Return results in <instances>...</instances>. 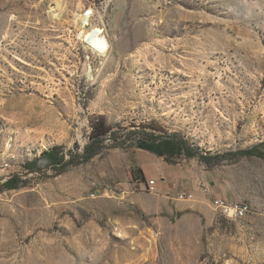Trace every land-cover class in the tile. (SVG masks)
I'll return each mask as SVG.
<instances>
[{
  "label": "rangeland",
  "instance_id": "rangeland-1",
  "mask_svg": "<svg viewBox=\"0 0 264 264\" xmlns=\"http://www.w3.org/2000/svg\"><path fill=\"white\" fill-rule=\"evenodd\" d=\"M56 1L0 0V264H264L263 159L208 167L115 147L59 175L24 167L54 145L75 157L99 116L212 152L264 141V0ZM90 5L110 42L91 68L72 25ZM13 175L22 185L3 188ZM218 197L255 213L231 219Z\"/></svg>",
  "mask_w": 264,
  "mask_h": 264
},
{
  "label": "trees",
  "instance_id": "trees-1",
  "mask_svg": "<svg viewBox=\"0 0 264 264\" xmlns=\"http://www.w3.org/2000/svg\"><path fill=\"white\" fill-rule=\"evenodd\" d=\"M115 147H135L139 154L149 152L164 157L170 163H176L180 159L197 158L208 167L226 161L236 162L243 157H257L264 160V141L237 150L212 152L201 149L183 133L165 129L154 121L115 128L108 124L104 116H99L92 122L89 141L81 151L76 153V159L68 155L65 146L54 145L44 150L40 157L27 161L24 167L27 173L38 172L41 170L40 161H44L46 167L52 168L55 174L59 175L70 166L87 163L105 149ZM77 148L80 147L77 146ZM132 174L137 180L146 181L142 168L133 169ZM22 182L23 179L20 175H13L4 182L2 187L9 190L17 189L22 185Z\"/></svg>",
  "mask_w": 264,
  "mask_h": 264
},
{
  "label": "built area",
  "instance_id": "built-area-1",
  "mask_svg": "<svg viewBox=\"0 0 264 264\" xmlns=\"http://www.w3.org/2000/svg\"><path fill=\"white\" fill-rule=\"evenodd\" d=\"M108 5L109 2L104 1L100 7L101 11L107 8ZM105 15L106 13H100L99 8L94 5H90L88 8L77 13L72 23L76 29L78 27V23L80 22H82V25L92 27L89 32V38H87L86 34L78 35V32L76 33V37L80 39L81 43L87 49V61L90 68L91 58L104 57L107 53L106 51L108 50V47L110 46ZM10 169L11 166L0 163V172L7 173ZM139 183L143 189L154 190L156 187L155 179L140 181ZM212 206L221 214L235 220L243 219L248 215L255 213L254 206L245 201H228L224 198L218 197L212 201Z\"/></svg>",
  "mask_w": 264,
  "mask_h": 264
},
{
  "label": "bare ground",
  "instance_id": "bare-ground-1",
  "mask_svg": "<svg viewBox=\"0 0 264 264\" xmlns=\"http://www.w3.org/2000/svg\"><path fill=\"white\" fill-rule=\"evenodd\" d=\"M56 3H57L56 7L53 8L54 11L57 10V8H59V0H57ZM79 25H80V29L82 30V33H84V35L86 34L87 38H89L90 35L89 32L91 31L92 27H87V25H82V22H80ZM109 48L110 46L108 47V50L106 52L109 51ZM2 164H5L7 166H12L11 163L8 161H4L2 162Z\"/></svg>",
  "mask_w": 264,
  "mask_h": 264
}]
</instances>
